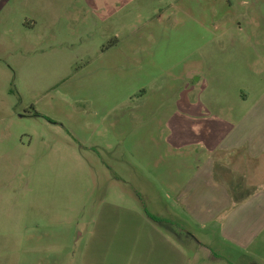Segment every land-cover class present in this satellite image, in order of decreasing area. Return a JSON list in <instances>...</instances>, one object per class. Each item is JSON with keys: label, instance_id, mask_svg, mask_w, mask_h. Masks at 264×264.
<instances>
[{"label": "crops", "instance_id": "crops-1", "mask_svg": "<svg viewBox=\"0 0 264 264\" xmlns=\"http://www.w3.org/2000/svg\"><path fill=\"white\" fill-rule=\"evenodd\" d=\"M133 4L0 0V52H14L5 59L83 62L70 87L74 112L54 124L80 147L95 139L119 150L125 168L103 174L95 197L78 205L91 211L79 235V223L22 222L20 212L38 211L31 196L40 190L15 189L16 201L28 202L16 205L18 219L0 223L9 226L0 264H198L170 224L210 262L264 264V69L217 58L214 43L199 60L181 53L174 65L168 57L183 46L136 43Z\"/></svg>", "mask_w": 264, "mask_h": 264}, {"label": "rangeland", "instance_id": "rangeland-1", "mask_svg": "<svg viewBox=\"0 0 264 264\" xmlns=\"http://www.w3.org/2000/svg\"><path fill=\"white\" fill-rule=\"evenodd\" d=\"M133 7L136 43L183 46L168 57L174 65L181 53L189 63L203 57L207 53L204 46L214 43L222 45L217 58L223 55L231 65L258 62L264 69V0H135ZM12 53L1 51L0 58ZM82 68L83 62L62 67L58 60H39L25 67L14 60H0V223L14 222L18 219L16 205L28 202L16 201L14 190L32 188L40 190L31 196L38 211L20 212L22 222L40 226L56 221L79 223L75 228L79 235L91 211H81L78 205L89 204L95 197L96 184L105 173L124 172L119 150L97 148L92 145L95 139L90 146L80 147L54 124L68 120L74 112L71 88L78 86ZM2 229L7 234L9 226L0 227V234ZM165 229L177 240H189L192 247L188 253L198 252V264H249L235 258L227 261L234 256L210 262L208 251L188 239L180 225L170 224ZM206 243L216 254L225 253L216 240Z\"/></svg>", "mask_w": 264, "mask_h": 264}, {"label": "trees", "instance_id": "trees-1", "mask_svg": "<svg viewBox=\"0 0 264 264\" xmlns=\"http://www.w3.org/2000/svg\"><path fill=\"white\" fill-rule=\"evenodd\" d=\"M115 43H116V41H113V42H111V43H109V45H108V47H111V46H113V45H115ZM34 116H36V117H43V116H41L40 114H38V113H34ZM47 121H49V122H51V123H54L51 119H49V118H45ZM153 219V221L154 222H157V223H159V222H163L162 220H159V219H156V218H152Z\"/></svg>", "mask_w": 264, "mask_h": 264}]
</instances>
